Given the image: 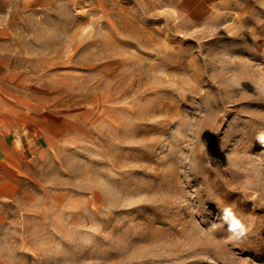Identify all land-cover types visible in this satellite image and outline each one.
I'll return each instance as SVG.
<instances>
[{
    "label": "rangeland",
    "instance_id": "obj_1",
    "mask_svg": "<svg viewBox=\"0 0 264 264\" xmlns=\"http://www.w3.org/2000/svg\"><path fill=\"white\" fill-rule=\"evenodd\" d=\"M0 264H264V0H0Z\"/></svg>",
    "mask_w": 264,
    "mask_h": 264
},
{
    "label": "clouds",
    "instance_id": "obj_2",
    "mask_svg": "<svg viewBox=\"0 0 264 264\" xmlns=\"http://www.w3.org/2000/svg\"><path fill=\"white\" fill-rule=\"evenodd\" d=\"M224 225H227V232L229 233L227 238L229 240H240L247 232L246 225L236 215L233 208L228 205L222 208V213L219 216V223L217 221L212 222L213 228H224Z\"/></svg>",
    "mask_w": 264,
    "mask_h": 264
}]
</instances>
